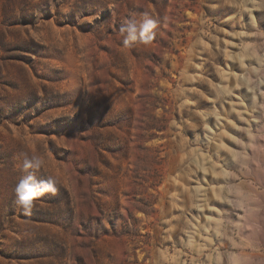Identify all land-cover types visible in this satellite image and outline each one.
<instances>
[{"label":"rangeland","instance_id":"1","mask_svg":"<svg viewBox=\"0 0 264 264\" xmlns=\"http://www.w3.org/2000/svg\"><path fill=\"white\" fill-rule=\"evenodd\" d=\"M0 264H264V0H0Z\"/></svg>","mask_w":264,"mask_h":264},{"label":"clouds","instance_id":"2","mask_svg":"<svg viewBox=\"0 0 264 264\" xmlns=\"http://www.w3.org/2000/svg\"><path fill=\"white\" fill-rule=\"evenodd\" d=\"M154 27V22L151 20H146L139 26L135 22H130L123 31L127 32V36L125 37V44H128L130 41H134L139 37H143L145 33H147L151 28ZM26 166L28 167H39L40 161L38 159H34L33 161L26 162ZM45 191H55L52 182L44 183V187L39 190L37 194L42 195ZM26 210H27V206Z\"/></svg>","mask_w":264,"mask_h":264}]
</instances>
